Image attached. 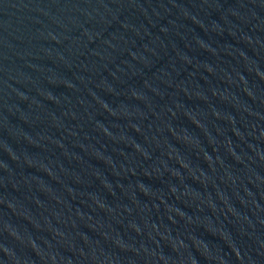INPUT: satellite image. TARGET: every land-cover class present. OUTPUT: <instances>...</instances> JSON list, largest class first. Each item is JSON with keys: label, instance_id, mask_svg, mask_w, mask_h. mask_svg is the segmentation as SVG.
Masks as SVG:
<instances>
[{"label": "water", "instance_id": "95a60500", "mask_svg": "<svg viewBox=\"0 0 264 264\" xmlns=\"http://www.w3.org/2000/svg\"><path fill=\"white\" fill-rule=\"evenodd\" d=\"M0 264H264V0H0Z\"/></svg>", "mask_w": 264, "mask_h": 264}]
</instances>
